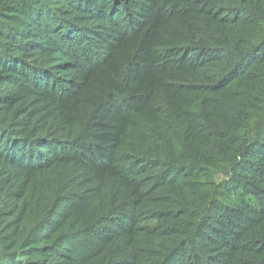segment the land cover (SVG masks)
I'll use <instances>...</instances> for the list:
<instances>
[{
    "label": "trees",
    "instance_id": "1",
    "mask_svg": "<svg viewBox=\"0 0 264 264\" xmlns=\"http://www.w3.org/2000/svg\"><path fill=\"white\" fill-rule=\"evenodd\" d=\"M0 264H264V0H0Z\"/></svg>",
    "mask_w": 264,
    "mask_h": 264
}]
</instances>
